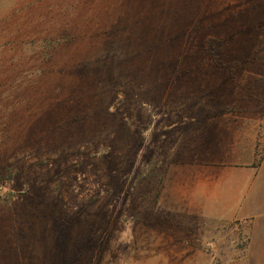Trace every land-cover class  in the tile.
<instances>
[{
	"label": "rangeland",
	"instance_id": "rangeland-1",
	"mask_svg": "<svg viewBox=\"0 0 264 264\" xmlns=\"http://www.w3.org/2000/svg\"><path fill=\"white\" fill-rule=\"evenodd\" d=\"M250 118L264 0H0V264L244 256L249 221L159 195L169 164L226 161Z\"/></svg>",
	"mask_w": 264,
	"mask_h": 264
},
{
	"label": "crops",
	"instance_id": "crops-1",
	"mask_svg": "<svg viewBox=\"0 0 264 264\" xmlns=\"http://www.w3.org/2000/svg\"><path fill=\"white\" fill-rule=\"evenodd\" d=\"M235 124L242 136L238 134L231 143L226 161L166 167L159 205L204 220L249 221L244 256L216 264H264V150L261 159H255L257 149L264 145V136H260L257 146L256 130L264 127L252 118Z\"/></svg>",
	"mask_w": 264,
	"mask_h": 264
}]
</instances>
